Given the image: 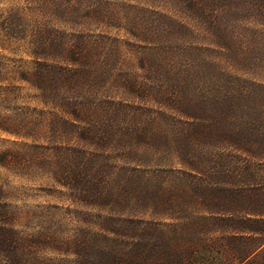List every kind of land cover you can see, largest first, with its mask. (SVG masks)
I'll use <instances>...</instances> for the list:
<instances>
[{
  "label": "rangeland",
  "instance_id": "obj_1",
  "mask_svg": "<svg viewBox=\"0 0 264 264\" xmlns=\"http://www.w3.org/2000/svg\"><path fill=\"white\" fill-rule=\"evenodd\" d=\"M184 1L0 0V161H4L0 165V264H99L131 245L106 234L122 230L121 221L186 223L195 218L189 208L175 216L178 222L161 219L157 214L171 206L155 209L152 196L180 189L174 178L184 171L179 154L197 151L215 160L216 152L228 153L233 148L230 141L218 139L213 145H189L184 131L192 133L196 125L201 130L210 127L209 106L217 111L213 103L223 102L222 95H229L228 103L238 107H228L222 122L237 125L240 117L248 116V121L261 124L264 16L243 12L235 15L237 23H211L214 19L208 15L213 0H198L206 1L203 11H209L201 16L192 0L191 4ZM151 11L176 21V30L151 23L162 20ZM216 25L218 33L212 31ZM230 27V37H239L240 42H229L232 52L227 54L220 49L228 41L221 34ZM100 41L126 58L129 72L145 89L128 97L123 91L111 95L110 105L100 104L101 116H84L85 124L73 130L59 123V118L72 119L65 108V113L58 108L62 102L51 97L54 84L38 91L29 83L30 75L41 63L55 68L52 72L61 78L59 69L67 65L57 64V57L70 51L66 61L75 62H68L67 67L75 73L63 79L70 90L56 84L54 92L77 98V103L85 105L78 106L84 112L92 110L93 103L103 100L93 86L96 82L88 79L86 54L91 46L97 51ZM144 41L149 44H139ZM40 43L46 50L36 56L33 45ZM172 61L179 77L167 69ZM173 77L186 84L188 95L195 96L191 105L172 110L178 96H188ZM258 86L261 89L256 90ZM184 115H195L198 121ZM260 127L264 130V124ZM237 129L233 142L251 150L256 133L244 131L243 125ZM95 133L107 141L118 135L120 142L102 151L99 138L95 146L84 140ZM242 139L249 142L243 145ZM250 166L249 171L246 164L247 173L256 179L264 177L258 169L264 166V158ZM239 176L245 177L244 173ZM241 178L231 179L232 184L240 185ZM101 191H105L103 196L90 197ZM168 213L173 219L172 212Z\"/></svg>",
  "mask_w": 264,
  "mask_h": 264
},
{
  "label": "trees",
  "instance_id": "obj_2",
  "mask_svg": "<svg viewBox=\"0 0 264 264\" xmlns=\"http://www.w3.org/2000/svg\"><path fill=\"white\" fill-rule=\"evenodd\" d=\"M192 1V7L200 13V16L209 12L207 10L203 11L206 8V1ZM184 3L191 4V0H186ZM210 4L211 9L208 17L214 19L211 23H237L239 20L235 15L239 16L238 13L243 12L254 13L255 17L264 16V0H213V2L210 1ZM148 13H153L154 16L157 15L156 17L162 19L151 21V23H162L160 26L170 32L176 30L177 23L172 18L160 15L161 13L158 12L151 11ZM130 23H135V21L132 20ZM218 30V25L212 29L214 33H218ZM232 30V27L229 29L224 28L221 34L222 39H228L220 47L227 54L232 52V46H229V42L234 45L236 42H240L239 37H230ZM236 30H239V28ZM40 44L33 45L34 52H37L36 56L41 54L38 53L39 51L46 50L44 44ZM99 44V47L97 45V51L91 46L88 50L90 52L86 54L88 79L91 83L96 82L93 86L97 87V92H101L98 97L99 100L101 98L103 100L97 104L93 103L90 107L92 110L84 112L82 108L78 107L84 104L77 103V98L75 100L71 97L64 98L54 92L56 84H63L61 87L67 85L65 88L70 90L68 84L63 81L64 77L68 78L75 73L70 72L67 67L68 62H75L74 60L66 61L70 51H65L57 57V64L62 61L67 63H65V66L67 65L65 69H59L63 72L61 78L52 72L55 68L41 63H37L38 68L30 75L29 83L38 91L45 90L51 84H54L50 87L51 97L56 96L58 101L62 102V105L59 104L58 108L63 110V113H65V108L68 113L67 116L72 119L64 121L63 118H59V123L67 125L73 130H79L80 125L85 124L84 116L88 119L101 116L104 112H99L100 104L110 105L107 101L111 99V95L117 96L123 91V95L128 97V95H135L137 90L142 93L145 89V86L137 83L133 74L131 75L129 72L131 68L126 58L119 56L118 53L112 50L111 46H105L102 41ZM139 44L147 45L149 43L144 41ZM136 48L139 51L142 49V47ZM173 62L169 63L171 65L167 66V69L173 71L179 77L178 73L175 72V63ZM78 71L80 75L83 74L80 69ZM175 79L178 81L177 78ZM180 86L185 87L186 90L184 91L188 95L186 84L181 83ZM61 87L58 89L59 92H61ZM258 89H261V86L256 87V90ZM71 93L72 91H69V94ZM194 97L193 94L187 97L178 96L171 104L173 106L172 110H176L177 107L191 105L192 100L195 101ZM222 97H225L223 102L213 103V108L217 111H212V107L209 106L210 113L213 114V118H211L212 125L205 130L199 129L196 125L193 128L194 132L184 131L183 136L192 146L204 145L206 142H211L213 145L215 139L230 141V147L233 150L228 153H224V150L216 152L215 160L210 157L206 159L197 151L179 154L177 159L184 171L179 172L178 176L174 178L180 183V189L176 192L171 190L157 191L152 196L151 205L155 209L171 206L166 208L165 211L161 209L157 214L159 218L165 219L166 217L178 222L179 219L175 216L184 214L186 208L190 209L195 218L186 219V223L180 225L161 224L162 221L159 219L157 221H145L144 223L139 221L136 223L132 220H128L129 222L126 220L121 221L120 228L122 230H110L106 234L115 236L113 240L121 243H123V240H127V244L131 245L121 248L118 255L111 260H101L99 264H261L264 258V177L256 179L249 171L252 161L264 158L262 153L264 151V130H261L260 127L261 124H264V111L258 114L259 117L262 116L263 118L261 124L256 120L248 121V116L240 117L241 123L237 125L229 122L225 123L222 120L228 107H238L228 103L229 95H222ZM169 98L173 100V97ZM160 104L161 106H169L164 103ZM186 108L194 110L193 107ZM184 117L198 121L195 115H184ZM242 125L244 131L247 130L251 135L256 133V137L251 140L253 142L251 150L240 149L233 142L238 136L236 134L238 133L237 127L240 128ZM2 130L7 131L9 129L4 128ZM95 138H99L103 142L102 151L114 148L120 142L118 135L107 141V137L104 135L96 136V133L86 136L84 140L95 146L97 144ZM105 141L107 142L105 143ZM242 141L245 145L249 142V139H242ZM242 154L245 158H242ZM1 162L0 165H3L4 161ZM236 164L237 166H235ZM246 164L249 169L248 173L244 170ZM258 169L264 172V166H259ZM241 173H244L245 177L241 178L239 176ZM236 178L243 179V182L240 185H233L232 182ZM91 185L93 187L95 183L93 182ZM104 192L92 193L90 197L103 196ZM114 202L116 201H112V203ZM118 203L121 202L118 200ZM106 204L110 203L106 202ZM168 212H172L173 219L170 216L171 213ZM110 219L113 223L114 220Z\"/></svg>",
  "mask_w": 264,
  "mask_h": 264
}]
</instances>
